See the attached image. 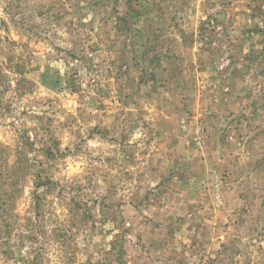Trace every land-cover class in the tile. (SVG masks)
I'll list each match as a JSON object with an SVG mask.
<instances>
[{"label": "rangeland", "instance_id": "1", "mask_svg": "<svg viewBox=\"0 0 264 264\" xmlns=\"http://www.w3.org/2000/svg\"><path fill=\"white\" fill-rule=\"evenodd\" d=\"M0 264H264V0H0Z\"/></svg>", "mask_w": 264, "mask_h": 264}, {"label": "trees", "instance_id": "2", "mask_svg": "<svg viewBox=\"0 0 264 264\" xmlns=\"http://www.w3.org/2000/svg\"><path fill=\"white\" fill-rule=\"evenodd\" d=\"M181 34V36H182V38H185L184 36H185V33L184 32H182V33H180Z\"/></svg>", "mask_w": 264, "mask_h": 264}]
</instances>
